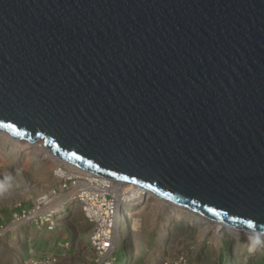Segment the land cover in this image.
Wrapping results in <instances>:
<instances>
[{
	"label": "water",
	"instance_id": "water-1",
	"mask_svg": "<svg viewBox=\"0 0 264 264\" xmlns=\"http://www.w3.org/2000/svg\"><path fill=\"white\" fill-rule=\"evenodd\" d=\"M0 131L264 237V0H0Z\"/></svg>",
	"mask_w": 264,
	"mask_h": 264
},
{
	"label": "rangeland",
	"instance_id": "rangeland-1",
	"mask_svg": "<svg viewBox=\"0 0 264 264\" xmlns=\"http://www.w3.org/2000/svg\"><path fill=\"white\" fill-rule=\"evenodd\" d=\"M15 140L0 135V264H103L90 246L80 201H73L76 189L55 175L65 168L76 177L90 174L41 159L28 141ZM45 196L49 201L31 216ZM116 202L114 264H264L262 236L250 246L249 233L225 225L216 231L217 223L204 218L194 225L192 213L144 192ZM17 213L25 217L15 221Z\"/></svg>",
	"mask_w": 264,
	"mask_h": 264
},
{
	"label": "built area",
	"instance_id": "built-area-1",
	"mask_svg": "<svg viewBox=\"0 0 264 264\" xmlns=\"http://www.w3.org/2000/svg\"><path fill=\"white\" fill-rule=\"evenodd\" d=\"M90 176H92L91 179L88 178V175H80L79 177L73 175V177L63 178L71 181V188L76 189L77 195L73 201H80L82 212L90 223L89 241L91 248L103 260V264H114L112 254L115 243L114 231L118 225V212L115 206L117 202L114 196L107 191V188L100 186L101 178ZM64 186L67 187V185ZM45 202L41 204V199H38L35 210L29 214L31 216L36 215ZM46 215L50 217L51 213ZM24 217V214H14L15 221ZM47 221L52 223L50 218Z\"/></svg>",
	"mask_w": 264,
	"mask_h": 264
},
{
	"label": "bare ground",
	"instance_id": "bare-ground-1",
	"mask_svg": "<svg viewBox=\"0 0 264 264\" xmlns=\"http://www.w3.org/2000/svg\"><path fill=\"white\" fill-rule=\"evenodd\" d=\"M0 135H2L3 137H6V138H9L10 140H15V138L9 133V132H6V131H0ZM16 140H18V141H16ZM15 140V142H19V141H25V140H19V139H16ZM38 142V143H37ZM27 143V142H26ZM28 143L32 146V147H34V148H36L37 149V151H38V156L39 157H41V159H45V158H56V159H58L56 156H54L53 154H51L50 152H49V150L44 146V144H43V141L41 140H39V141H36V144H34L35 142H29L28 141ZM58 160H60V159H58ZM61 162H63V163H65L70 169H72V170H80V171H83V172H85V173H88V174H90L89 172H87V171H84V170H82V169H80V168H78V167H75L74 165H71V164H68V163H66V162H64V161H62V160H60ZM76 173H73V172H71L70 170H68V168H65V170H61V169H59V170H57L56 171V173H55V175H60V176H69V175H71L70 177H73V175H75ZM90 175H93V174H90ZM90 175H88V178L89 179H91L92 178V176H90ZM101 180V184H100V186H102V187H105V188H107V191H112L113 192V194L116 196V198L117 199H119V200H121V201H124V200H126V199H129V200H135V199H137L139 196H140V194L142 193V192H144V193H146V194H149V195H151L149 192H146V191H144L142 188H139L138 186H136V185H134V184H130V183H120V182H118V181H110V180H106V179H100ZM88 181H92V180H88ZM92 183H94V182H92ZM153 197H155V198H157V199H159L158 197H156V196H153ZM116 199V200H117ZM159 200H161V201H163V202H165L166 204H170V203H168V202H166V201H164V200H162V199H159ZM48 202L49 200H48V198H47V196H45V197H43L42 198V200H41V203L42 202ZM45 202V203H46ZM170 205H172V204H170ZM172 206H175L174 204L172 205ZM175 208H177V209H179V210H184V211H187V212H189V213H192L193 215L191 216V223L192 224H194V225H196V224H199L202 220H203V218L204 217H202L201 215H197L196 213H193L192 211H190V210H188V209H186V208H183V207H178V206H175ZM118 210V209H117ZM118 212V211H117ZM119 213V212H118ZM119 216V215H118ZM178 216V215H177ZM205 219V218H204ZM119 221V220H118ZM208 221H212V223L214 222V223H217V225L215 226V230L217 231L218 229H219V227H221V225H224V224H222V223H218V222H215V221H213V220H208ZM226 226V225H225ZM225 226H223V227H225ZM227 227H229V226H227ZM230 231L232 230V231H235L234 229H236V228H228ZM236 231H241V230H239V229H237ZM245 232V231H244ZM247 233H249L251 236H252V239L249 241L251 244H249L250 246H255L257 243H258V240H259V238H260V236L259 235H256V234H253V233H250V232H247Z\"/></svg>",
	"mask_w": 264,
	"mask_h": 264
},
{
	"label": "trees",
	"instance_id": "trees-1",
	"mask_svg": "<svg viewBox=\"0 0 264 264\" xmlns=\"http://www.w3.org/2000/svg\"><path fill=\"white\" fill-rule=\"evenodd\" d=\"M122 262H123V260H122ZM121 264V263H120Z\"/></svg>",
	"mask_w": 264,
	"mask_h": 264
}]
</instances>
